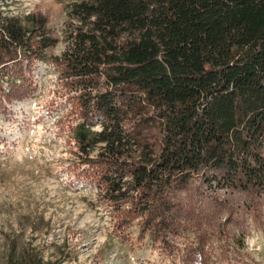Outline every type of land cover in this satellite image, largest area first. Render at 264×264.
Listing matches in <instances>:
<instances>
[{
  "label": "trees",
  "instance_id": "16d2710c",
  "mask_svg": "<svg viewBox=\"0 0 264 264\" xmlns=\"http://www.w3.org/2000/svg\"><path fill=\"white\" fill-rule=\"evenodd\" d=\"M65 12V50L48 58L43 20L0 12V105L26 98L48 62L79 175L113 230L137 223L179 264H253L241 248L248 218L264 231V0H73Z\"/></svg>",
  "mask_w": 264,
  "mask_h": 264
},
{
  "label": "rangeland",
  "instance_id": "374dc122",
  "mask_svg": "<svg viewBox=\"0 0 264 264\" xmlns=\"http://www.w3.org/2000/svg\"><path fill=\"white\" fill-rule=\"evenodd\" d=\"M70 1L5 0L0 12L43 20L57 39L45 51L48 58L65 50ZM30 81L26 98L0 105V264H179L148 238L139 240L137 223L123 236L113 230L109 208L79 175L85 157L71 138L70 105L57 72L48 62L36 61ZM245 224L241 252L253 264H264V231L250 218ZM215 258L213 264H220Z\"/></svg>",
  "mask_w": 264,
  "mask_h": 264
}]
</instances>
